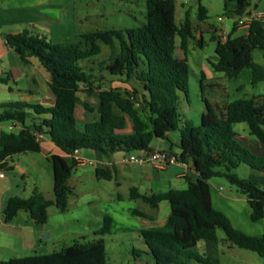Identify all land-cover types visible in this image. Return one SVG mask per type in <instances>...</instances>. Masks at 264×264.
<instances>
[{
	"label": "trees",
	"instance_id": "1",
	"mask_svg": "<svg viewBox=\"0 0 264 264\" xmlns=\"http://www.w3.org/2000/svg\"><path fill=\"white\" fill-rule=\"evenodd\" d=\"M251 1L224 0V8L229 17L239 19L249 13ZM198 19L200 22L208 19L207 9L201 5ZM2 37L23 64L36 58L45 68L50 75L49 87L55 102L50 107L21 101L0 104V123L21 126L17 132L0 133V170H12L6 164L12 156L39 153V134L49 135L52 142L71 157H50L54 201L38 190L28 198L11 197L3 210L7 220L26 211L38 226H45L52 205L66 212L73 192L69 180L78 166L73 157L76 151L150 152L154 139L167 140L174 145L170 136L178 133L176 145L180 154L177 157L182 162L190 161L199 179L190 180L185 189L153 195L131 190L132 199H141L152 207L162 202L170 204L171 214L166 225L140 231L155 264H220L215 256L218 229L223 230L232 245L255 252L264 259V236H251L236 229L223 212L214 208L208 184L213 177H226L246 197L252 210L251 219H264V188L233 172L242 164L264 172V102L260 105L256 99L241 98L228 103L223 111L206 102V112L199 126L189 121L181 125L178 101L180 94L189 92L186 51L190 39H194V28L188 16L183 23H178L176 0H146V22L124 32L98 30L79 35L75 42L63 43H53L46 36L32 34L29 30ZM177 38L185 54L183 58L176 56ZM212 40L218 56V61L212 63L216 72L236 79L248 68L254 84L264 81V67L253 59L254 50H264L263 25L252 23L247 35L233 37L229 34L225 41L214 35ZM116 41L120 51L106 65L105 73L126 83L135 82L141 89L99 88V119L80 127L76 120L78 95L82 86L92 90L95 78L86 72L82 63L101 53L99 42L114 49ZM204 77L203 74L202 81ZM11 80L10 73L0 76V84L8 85ZM85 108L92 111L87 105ZM30 111L44 118L38 124L28 125ZM128 121L132 125L130 133L125 131ZM237 124H247L254 144L248 145L244 142L246 138L235 132ZM96 176L100 180L113 177L105 168H97ZM132 213L151 219L138 210ZM113 232V219L105 215L102 227L95 233L97 239L93 241H77L57 252L13 258L0 264H108L105 237ZM201 241L206 246L204 255L196 251Z\"/></svg>",
	"mask_w": 264,
	"mask_h": 264
},
{
	"label": "rangeland",
	"instance_id": "2",
	"mask_svg": "<svg viewBox=\"0 0 264 264\" xmlns=\"http://www.w3.org/2000/svg\"><path fill=\"white\" fill-rule=\"evenodd\" d=\"M183 1L186 2V7L191 10V16L195 22L201 4L208 10V21L210 23L219 28L227 29L228 35L232 34L233 37L245 35L246 30L242 28L233 33L238 18L228 16L224 8V0ZM263 8L264 0L260 6V9ZM55 15L60 19L59 12ZM219 18H222V22L218 21ZM145 22L146 0H72L67 15H63L61 23L56 25L57 32L55 35L51 36L45 32L43 33L46 35L47 40L53 43L75 42L81 34L98 30L124 32L126 29L141 26ZM17 31L22 32L23 30L15 27L2 29L0 38L4 33ZM0 40L3 43V40ZM176 41L178 43L176 56L183 58L185 54L179 47V38ZM204 41V45L200 47L197 45V39H190L186 51L189 65V92L188 95L180 94L178 101L182 126L186 121L191 122L196 127L199 126L202 115L206 112V102L213 108L217 107L218 111H223L228 103L241 98L256 99L260 105L264 102V81L254 84L252 82V72L248 68L244 69L236 79H229L224 73L216 72L212 67V63L218 61L215 52L216 43L211 39L210 34L204 35ZM99 45L101 46V53L84 61L82 65L88 74L91 73L95 77L92 79V86L100 84V86L110 87L112 82L107 79L108 75L104 70L111 59L119 53V42L116 41L114 49L101 42H99ZM0 55L3 67L10 69L11 61L8 56L1 51ZM15 56L16 62L20 64V68L25 71L26 75L40 70L50 78L49 73L36 58H33L36 66L27 67L22 64L16 53ZM253 59L254 62L264 67V50H254ZM203 74L205 77L202 81ZM24 82H26V78ZM24 82L20 81L18 83L19 87H23ZM9 86L15 87L13 81H10ZM6 99L20 101L16 93L9 94L8 87L0 84V102ZM26 102L29 103L28 100ZM1 112L2 110H0ZM234 130L242 138L250 137L247 124H237L234 126ZM174 137H179V134L174 133L171 135L170 139L173 142H175ZM246 141L248 142L247 139L244 140L245 143ZM244 142L242 143L244 144ZM162 143L166 151L180 154L177 143L171 145V142L167 140H163ZM18 159L21 160V165L30 171V175L22 176L19 173L12 172V170L7 171L9 177H15L20 183V186L15 188L16 195L21 198H28L35 190L40 189L47 199L54 201L53 168L46 155L30 152L24 156H14L15 161H18ZM233 172L240 178L247 177L246 171L241 169ZM97 182L95 165L92 162L77 166L69 181V187L75 193L80 194L79 198L70 195V203L66 212H60L55 205L48 209L47 224L45 226L37 225L39 233H43L38 239L39 244L35 250L22 251L19 249L14 252L17 254H12L9 249L1 247L0 255L4 254L5 256H0L4 257L0 258V262L8 261L14 257L24 258L50 254L69 247L77 241H93L97 239L95 235L97 232L96 216L105 213L111 215L114 219V232L105 237L108 264H155L141 234L135 231V229L143 227V221L140 217L131 212V209H138L135 201L126 196L121 200H111L109 193L112 185L107 181H101L104 184L105 193H100L98 197H95L93 205L87 204L86 190L89 187L96 186ZM208 184L214 208L223 212L236 229L247 235L264 236V219L259 221L251 219L252 210L247 199L234 184L226 177H213L208 181ZM177 188L185 189L187 186L181 184ZM168 189L170 188H162V191H168ZM121 193L123 195L127 193L124 187L121 189ZM163 204L167 210L170 209L169 203L164 202ZM1 219L5 221L4 213H2ZM12 221L15 225L27 227L32 219L29 213L23 211L18 218H13ZM89 224L95 225V230L84 231L85 225ZM45 234H48L49 237L44 239ZM217 237L218 245L215 256L220 264H264V259L257 253L232 245L222 229L217 230ZM15 246L13 248H17ZM196 251L200 255H204L206 253L205 242H199Z\"/></svg>",
	"mask_w": 264,
	"mask_h": 264
},
{
	"label": "crops",
	"instance_id": "3",
	"mask_svg": "<svg viewBox=\"0 0 264 264\" xmlns=\"http://www.w3.org/2000/svg\"><path fill=\"white\" fill-rule=\"evenodd\" d=\"M258 2V0H252L251 5L252 9L250 12L255 11H264L260 9V6L257 10L253 9V6ZM72 0H0V35L1 30L5 28H19L20 30H29L32 34L46 36L43 32L50 34L53 36L57 32L56 25L61 23V18L67 15V12L71 6ZM201 5V4H200ZM199 5V6H200ZM202 6V5H201ZM178 9V11H177ZM60 13V19L56 17V13ZM208 12V10H207ZM176 16L178 23H183L186 16L192 22L194 28V39H197V45L202 47L205 43L204 35L210 34L211 39L215 35L219 39L222 40V36L226 34L228 36L227 29H222L214 24L210 23L207 20L204 22H200L198 19V15L196 17V22L193 20L191 16V10L186 7V2L183 0H176ZM219 22H222V18L218 19ZM238 22V21H237ZM252 23H260L264 26V18L260 20H255L250 22L246 26L235 25L233 33L237 29H245L247 35L249 33V28ZM197 32V33H196ZM20 31L12 32L8 34H17ZM7 34V33H4ZM61 36V35H60ZM243 36V35H241ZM63 37V36H62ZM238 37V36H237ZM3 43L0 40V51L3 54L7 55L11 61V68H5L2 64V57L0 55V76L5 75L6 73H10L12 78L11 81L15 84V87H10L9 84L5 85L8 87V93L14 94L16 93L21 102L29 101V104H40L44 106H53L55 102L54 94L52 93L49 82L50 78H48L45 74H43L40 70H36L35 72H30L29 75H26L25 71L20 68V64L16 62V56L14 51L6 45L5 40ZM64 40V39H63ZM23 64V63H22ZM27 67L36 66L33 59L30 60L29 64H23ZM37 69V68H36ZM36 73V74H35ZM26 78V82H24ZM112 82L110 87L100 86H92V90L88 87L82 86L81 91L79 92L80 103L76 107V120L78 126L82 127L86 123L94 122L99 119V114L97 112V108L99 106V99L97 92L101 89H111V88H131L136 87L137 89H141V86L135 82L126 83L123 79H117L107 76ZM106 79V80H107ZM20 81L24 82L23 87H19L18 83ZM10 83V82H9ZM27 84V85H26ZM14 100H4L0 102V104L12 102ZM28 103V102H26ZM85 105L92 108V111L85 108ZM0 110H2L0 108ZM30 117L27 119V124L30 125L33 122L38 124L44 117L36 115L30 111ZM21 129L20 124L11 123V122H3L0 123V133L2 131H13L17 132ZM132 130V125L128 121L126 126V132L130 133ZM171 137V136H170ZM249 143H255L254 138L251 136L245 137ZM37 140L40 143L41 151L39 153H44L50 161V157L52 155H60L70 159L71 157L66 155L59 147H57L51 140L49 135L39 134L37 136ZM162 139H154L150 145V152L143 151H133V152H124L119 151L113 154H105L98 151L92 150H83L79 151L77 155H73V157L78 161V166L81 164H86L88 162H92L95 165V177L97 179L96 186L89 187L86 190L87 194V204L93 205L95 201V197H98L100 193H105L104 184L101 181H107L110 183V199L111 200H121L126 196L132 201L137 203L138 210L142 213H145L151 217V219L140 217L141 221H143V227L141 229H135L138 234L142 229H150L162 227L167 224L169 216L171 214V210H167L164 206V202L160 203L157 207H152L148 203L144 202L141 199H132L131 198V190L137 189L140 194L144 195H153L158 193H163L166 191H162V188H170L171 189H179L177 186L179 185H188L190 180L199 179V174L194 169L193 164L188 161L187 166H183L180 163L170 164L164 168H158L155 165L154 155L159 152H168L165 150V147L162 143ZM174 144L179 142V137H174ZM30 153V152H28ZM27 153L15 155V156H24ZM175 156L179 154H175L173 152L169 153ZM51 163V161H50ZM6 164L8 168H12V172L19 173L22 176H29L30 171L23 165H21V160H14V156L8 158L6 160ZM52 164V163H51ZM97 168H105L106 170L111 171L112 179L110 180H100L96 176ZM246 171V178L252 180L253 182L260 185L264 188V172L258 171L249 167L248 165L242 164L236 170ZM4 172V176L0 177V206L2 210H4L6 202L11 198L17 196L16 187L20 186L18 180L15 177H9L7 174V170H0ZM53 174V170H52ZM244 178V179H246ZM70 181V180H69ZM114 183V184H112ZM125 188L127 193L123 195L121 193V189ZM39 192L40 189H37ZM72 195L79 198L80 194L72 192ZM70 203V198H69ZM168 203V202H167ZM170 205V204H169ZM69 207V204H68ZM23 211H20L15 218H18ZM4 213V211H3ZM28 213V212H27ZM5 215V214H4ZM30 215V214H29ZM105 213H101L96 216V230L98 231L103 225V218ZM111 216V215H109ZM31 217V216H30ZM112 217V216H111ZM139 217V216H138ZM1 218V216H0ZM32 219V218H31ZM113 219V217H112ZM2 220V219H1ZM13 220V219H12ZM12 220H7L5 215V221L2 220L0 225V248L3 247L7 250L9 249L12 254L16 250H35L39 244V237L43 232L37 230L38 226L35 221L32 219V222L29 225L21 226L15 225ZM114 222V219H113ZM13 226V227H11ZM95 225H85V230L90 232L95 230ZM141 234V233H140ZM106 241V240H105ZM16 245V246H15ZM13 246L17 248H13ZM107 248V246H106ZM0 256H5L4 254ZM4 258V257H0ZM18 258V257H14ZM13 259V258H11Z\"/></svg>",
	"mask_w": 264,
	"mask_h": 264
},
{
	"label": "built area",
	"instance_id": "4",
	"mask_svg": "<svg viewBox=\"0 0 264 264\" xmlns=\"http://www.w3.org/2000/svg\"><path fill=\"white\" fill-rule=\"evenodd\" d=\"M264 18V11H255V12H249L248 14H246L245 16L241 17L238 19V22L237 24L239 26H246L248 25L250 22H253L255 20H260V19H263ZM227 38V35L224 34L222 36V41H225ZM78 154V151H76L74 153V155H77ZM154 161H155V165L158 167V168H164L170 164H177V163H180L182 164L183 166H187V162H182L179 160V158L175 155H172V154H169L168 152H159V153H156L154 155ZM4 176V172L3 171H0V177H3ZM3 213V210L0 206V216L2 215ZM2 223V220L0 218V225ZM13 227V226H11Z\"/></svg>",
	"mask_w": 264,
	"mask_h": 264
},
{
	"label": "water",
	"instance_id": "5",
	"mask_svg": "<svg viewBox=\"0 0 264 264\" xmlns=\"http://www.w3.org/2000/svg\"><path fill=\"white\" fill-rule=\"evenodd\" d=\"M262 2H263V0H258V2L253 6V9L254 10H257ZM251 9H252V6H250L248 8V12H250ZM47 237H49V235L48 234H45L43 238L45 239Z\"/></svg>",
	"mask_w": 264,
	"mask_h": 264
}]
</instances>
